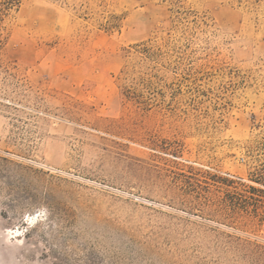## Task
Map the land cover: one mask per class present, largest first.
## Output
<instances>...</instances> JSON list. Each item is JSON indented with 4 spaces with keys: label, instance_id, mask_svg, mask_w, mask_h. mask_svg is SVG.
Segmentation results:
<instances>
[{
    "label": "rangeland",
    "instance_id": "374dc122",
    "mask_svg": "<svg viewBox=\"0 0 264 264\" xmlns=\"http://www.w3.org/2000/svg\"><path fill=\"white\" fill-rule=\"evenodd\" d=\"M5 1L0 264H264V0Z\"/></svg>",
    "mask_w": 264,
    "mask_h": 264
},
{
    "label": "trees",
    "instance_id": "16d2710c",
    "mask_svg": "<svg viewBox=\"0 0 264 264\" xmlns=\"http://www.w3.org/2000/svg\"><path fill=\"white\" fill-rule=\"evenodd\" d=\"M20 4H21V0H6L4 9L6 10L8 8H11L12 6L18 8Z\"/></svg>",
    "mask_w": 264,
    "mask_h": 264
},
{
    "label": "bare ground",
    "instance_id": "6f19581e",
    "mask_svg": "<svg viewBox=\"0 0 264 264\" xmlns=\"http://www.w3.org/2000/svg\"><path fill=\"white\" fill-rule=\"evenodd\" d=\"M34 219H35V217H33V218H30V217H29V218H28V221H29V220L33 221Z\"/></svg>",
    "mask_w": 264,
    "mask_h": 264
}]
</instances>
